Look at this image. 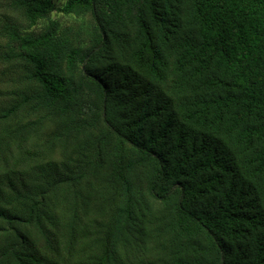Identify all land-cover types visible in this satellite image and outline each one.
<instances>
[{"label": "trees", "instance_id": "obj_1", "mask_svg": "<svg viewBox=\"0 0 264 264\" xmlns=\"http://www.w3.org/2000/svg\"><path fill=\"white\" fill-rule=\"evenodd\" d=\"M0 264H264V0H0Z\"/></svg>", "mask_w": 264, "mask_h": 264}, {"label": "rangeland", "instance_id": "obj_2", "mask_svg": "<svg viewBox=\"0 0 264 264\" xmlns=\"http://www.w3.org/2000/svg\"><path fill=\"white\" fill-rule=\"evenodd\" d=\"M64 0H56L57 6H60ZM52 16L59 20L62 24L76 22L71 15H65L57 8L53 11Z\"/></svg>", "mask_w": 264, "mask_h": 264}]
</instances>
